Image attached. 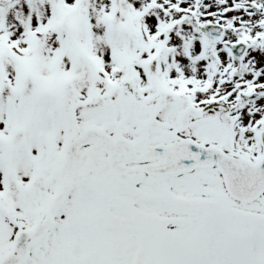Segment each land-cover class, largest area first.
Listing matches in <instances>:
<instances>
[{"label": "snow or ice", "instance_id": "1", "mask_svg": "<svg viewBox=\"0 0 264 264\" xmlns=\"http://www.w3.org/2000/svg\"><path fill=\"white\" fill-rule=\"evenodd\" d=\"M0 264H264V0H0Z\"/></svg>", "mask_w": 264, "mask_h": 264}]
</instances>
